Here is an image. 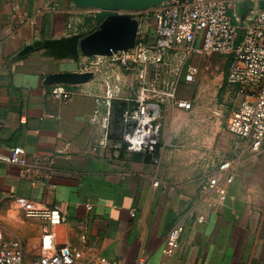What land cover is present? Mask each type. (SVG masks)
<instances>
[{
	"label": "crops",
	"instance_id": "obj_1",
	"mask_svg": "<svg viewBox=\"0 0 264 264\" xmlns=\"http://www.w3.org/2000/svg\"><path fill=\"white\" fill-rule=\"evenodd\" d=\"M227 3L232 15L246 16L264 0ZM166 4L100 0L82 9L70 0H0V153L20 147L27 161L22 172L0 164V229L5 239L20 241L23 263L32 264L44 253L41 238L47 232L51 252L66 246L80 264L99 257L118 264H264V141L254 153L249 142L226 127L194 124L208 112L172 106V117L179 119L173 147L163 139L154 155L131 153L120 143L116 99L105 144L100 125L90 122L104 89L51 80L82 74L87 57L80 41L111 16L137 21V37L151 42L150 16ZM214 59L233 110L237 88L225 81V58ZM191 62L202 75L211 67L204 55ZM131 81L125 74L119 86L122 110L132 97ZM191 88L178 85L175 99L191 102ZM162 106L163 122L169 116H162ZM224 161L232 165L231 184L209 188ZM16 199L39 209L58 206L64 221L25 219ZM177 222L183 227L178 247L164 257L162 249Z\"/></svg>",
	"mask_w": 264,
	"mask_h": 264
},
{
	"label": "built area",
	"instance_id": "obj_2",
	"mask_svg": "<svg viewBox=\"0 0 264 264\" xmlns=\"http://www.w3.org/2000/svg\"><path fill=\"white\" fill-rule=\"evenodd\" d=\"M150 17L154 32L151 42L141 38L136 40L132 50L109 57L110 64L115 62L132 77V97L119 117L124 149L131 153L155 154L163 128L161 104L169 98L174 108L190 110L191 102L175 99V89L181 83H194L197 70L191 62L193 57L215 53L226 58L225 81L237 88L239 97L226 128L235 137L249 142L254 153L258 152L264 141V5L240 19L229 12L227 0H169L165 6L153 10ZM166 67L172 73L168 77L162 72ZM114 99L107 82L105 93L97 100L90 119L104 130L105 144L109 143L106 123ZM154 163L157 164L158 159ZM0 164L24 171L27 167L24 149L16 147L1 152ZM232 179V165L224 161L207 185L211 189L229 185ZM218 192L223 197L224 189L219 188ZM15 202L23 209L25 219H39L52 225L64 221L58 206L39 209L24 199ZM182 229L180 222L170 229L162 249L164 257L175 253ZM41 250L44 253L32 264H80L66 246L51 252L52 234L47 232L42 235ZM0 264H23L20 241L5 239L1 229ZM91 264L118 263L99 257Z\"/></svg>",
	"mask_w": 264,
	"mask_h": 264
},
{
	"label": "rangeland",
	"instance_id": "obj_3",
	"mask_svg": "<svg viewBox=\"0 0 264 264\" xmlns=\"http://www.w3.org/2000/svg\"><path fill=\"white\" fill-rule=\"evenodd\" d=\"M143 24L144 26L141 29V31L144 33L146 22L143 21ZM140 37L141 36L137 37L139 41H140ZM145 40L147 41V39ZM215 56H217V54L215 53L204 55V57L209 58V63L211 67L208 71L207 70L205 71L204 75H202L203 73L202 71H200L201 69H199V71H197L196 73V78L194 83L190 84V86L192 87L190 90L192 91L193 94L191 100L192 106L191 109L188 111H199V112L209 113V117L194 118L193 122L195 125H202L205 121H208L210 125H218V126L226 127L229 114L231 113L234 104L229 102L228 100H225L223 87H221V84L218 79V70L217 68L213 67L215 65L217 66L218 64V61L214 59ZM222 57L225 58L224 56ZM110 62H111V58L105 56L87 57V62L85 63L86 65L83 66L82 74L91 75V78L86 80L85 83L91 84L92 90L98 88L104 89V93H105V84L108 81H111L112 83V85L110 83L111 90L114 93V98L116 99L114 110L116 112V118H119L122 112L121 108L123 106L122 104L123 102L121 101L122 99L120 98L122 97L121 94H123V90L119 86L120 84L123 83V80L125 79V72L121 70L118 64H116L115 62L110 64ZM106 67L107 69L105 70ZM225 70H226V65H225ZM162 72L164 77H168L169 75L172 74L170 69L167 67ZM113 107L114 105H112L111 108ZM171 110H172V100L169 98L165 99L162 106V116L168 115L169 118L167 120H164L163 118L161 141L164 139V141L167 142L169 147L171 146L173 147L172 144L174 143V141H176L175 140L176 130L173 127L175 125V122L179 120L174 118V116L172 117ZM111 116H113L112 113H110L108 122L106 123L108 130L107 132L108 138H110L109 123L112 120ZM102 132H104L103 129ZM183 138H185V135H183ZM23 264H27V263L24 262Z\"/></svg>",
	"mask_w": 264,
	"mask_h": 264
},
{
	"label": "water",
	"instance_id": "obj_4",
	"mask_svg": "<svg viewBox=\"0 0 264 264\" xmlns=\"http://www.w3.org/2000/svg\"><path fill=\"white\" fill-rule=\"evenodd\" d=\"M82 9L100 5V0H70ZM169 0H167V3ZM242 19L244 16L234 15ZM139 23L124 15L111 16L98 30L80 41L79 48L86 57H110L113 53L132 50L135 47ZM90 74H58L51 77L54 82L79 84L90 79Z\"/></svg>",
	"mask_w": 264,
	"mask_h": 264
},
{
	"label": "trees",
	"instance_id": "obj_5",
	"mask_svg": "<svg viewBox=\"0 0 264 264\" xmlns=\"http://www.w3.org/2000/svg\"><path fill=\"white\" fill-rule=\"evenodd\" d=\"M124 109H125V108H124ZM124 109L122 110V112L124 111ZM122 112H121V113H122ZM120 143L122 144V142H121V141H120Z\"/></svg>",
	"mask_w": 264,
	"mask_h": 264
}]
</instances>
